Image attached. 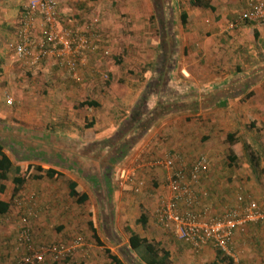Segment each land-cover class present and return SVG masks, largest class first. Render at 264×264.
Segmentation results:
<instances>
[{
	"label": "crops",
	"instance_id": "obj_1",
	"mask_svg": "<svg viewBox=\"0 0 264 264\" xmlns=\"http://www.w3.org/2000/svg\"><path fill=\"white\" fill-rule=\"evenodd\" d=\"M248 1L158 0L155 8L151 0H57L63 25L94 23L95 50L73 76L53 60L31 66L16 58L27 0H0V146L13 165L1 182L8 210L0 214V264L26 255L16 241L24 225L38 248L80 241L59 264H146L130 248L132 233L170 264H229L156 222L170 192L167 169L155 163L176 156L186 170L207 159L194 185L205 216H220L238 195L264 204L262 189L250 190L258 198L246 194L245 173L231 166L248 162L238 150L255 143L252 134L264 144V24L242 21ZM228 134L243 140L226 160L219 153ZM131 167L134 180L125 183L119 173ZM49 170L61 175L49 178ZM133 182L141 183L138 203L122 191L134 195ZM70 183L85 202L70 196ZM231 249L241 264H264L263 228L237 231Z\"/></svg>",
	"mask_w": 264,
	"mask_h": 264
},
{
	"label": "built area",
	"instance_id": "obj_2",
	"mask_svg": "<svg viewBox=\"0 0 264 264\" xmlns=\"http://www.w3.org/2000/svg\"><path fill=\"white\" fill-rule=\"evenodd\" d=\"M242 21L264 24V0L248 1ZM92 28L93 22L83 29L60 25L57 0H27L22 8L13 50L21 63L36 66L53 60L74 76L79 66L87 63V55L95 50ZM8 103H11L10 99ZM155 164L167 169L170 192L168 197L159 199L156 222L178 241L194 249L210 246L228 258L231 264H241L231 249L234 235L250 224H259L264 231V204L238 195L236 205L220 216H205L198 211L200 197L194 185L198 183L207 159L198 157L186 170L178 166L176 156L166 157ZM133 168H122L120 179L132 183L135 176ZM133 185L132 191L139 193L141 183L133 182ZM22 221L26 223V219ZM16 241L26 255L15 264H59L66 261L81 244L75 240L71 245L38 248L34 246L25 225L19 230Z\"/></svg>",
	"mask_w": 264,
	"mask_h": 264
},
{
	"label": "rangeland",
	"instance_id": "obj_3",
	"mask_svg": "<svg viewBox=\"0 0 264 264\" xmlns=\"http://www.w3.org/2000/svg\"><path fill=\"white\" fill-rule=\"evenodd\" d=\"M59 17L61 18L60 12H59ZM87 22H88V24L89 23H92L91 21H87ZM62 24L63 23H62V21L60 19V25H62ZM92 29H94V28H92ZM92 32H94V31L92 30ZM105 81H107V78H104V82ZM202 102L204 103V102H208V101L198 100V103L199 104L202 103ZM255 135L256 136H254V134H252V137H250V140L251 139L256 140L255 143L252 142L251 145H245V143H243L246 148H244L242 146L241 147L242 149L240 148L238 150V155L241 158H243L244 160H245V158H247V155L248 154L251 155V157H249V159L247 158L248 162L246 161V163L245 162H242L241 164H239L236 161H231V166H234V169L236 171L241 168L240 171H243L245 173L244 174L245 175V178H243L244 179V182L246 183V186L247 187L251 186L250 189H247L246 190V192H247L246 194H248V195H250L252 197H256V196L253 193H251V191H250L251 189H255L256 190V189L261 188L262 191L264 192V156L260 153V150L256 149V143L262 145V148L263 149H264V144L261 142V134L255 133ZM239 140L242 141L243 139L241 140L240 137L239 138L238 137L237 138L233 137V139H231V142H229L227 139L222 140V143L225 145L224 146L225 148H224L223 154L219 153L220 157H223L226 160H227L228 157H231V156H234L235 157L236 155H235V153L232 152L231 146H233L234 144L239 143L238 142ZM246 153H247V155H246ZM226 160L221 161V162H218L219 163V166L223 165V167H225L227 165L226 163H228V161H226ZM246 164L247 165L249 164V167L248 168L247 167H244V165H246ZM111 172L109 174H111ZM112 175L113 174H111V176ZM122 191L126 194V195H124V199L133 198V201L135 203H138L139 202V200L137 199L136 196L139 195L140 192L139 193H134V195H133L130 191L128 192V189L127 190H122ZM243 193H244V191H243ZM133 196H135V197H133ZM260 196H262V195H260ZM246 198H248V197H246ZM256 198H258V197H256ZM130 200H132V199H130ZM133 206H135V205L133 204ZM135 207H137V206H135ZM135 210H136V212H135L136 215H140L144 211V209L142 207H140V206L138 208H136ZM8 220H9V218L7 220L3 219V221L1 223L2 224L3 223L6 224L8 222ZM132 227H134V226H132ZM1 228H4V227H1ZM12 231H13V234H14L15 233V229H12ZM12 264H14V263H12Z\"/></svg>",
	"mask_w": 264,
	"mask_h": 264
},
{
	"label": "trees",
	"instance_id": "obj_4",
	"mask_svg": "<svg viewBox=\"0 0 264 264\" xmlns=\"http://www.w3.org/2000/svg\"><path fill=\"white\" fill-rule=\"evenodd\" d=\"M153 3V6L155 8H158L160 6L158 0H151ZM250 96V94L246 95ZM90 106L95 105L94 103L89 104ZM227 139L231 141L233 139L232 134L227 135ZM28 170V169H27ZM13 174V165L9 158L2 152V147L0 146V193L3 192L4 190V185L1 183L2 181H5L8 179V176ZM46 175L51 178L53 176L59 177L61 174H57L55 171H47ZM13 184L16 186H20L23 184L24 179H19L18 177H14L12 179ZM70 188V196L74 197L77 196V201L79 203L85 202L87 200V195L81 194L79 195L77 192V187L74 183H70L69 185ZM8 210V204L0 201V214H5ZM141 218H144V215H141ZM91 230L95 234V229L92 224H90ZM95 240L97 241L96 235H95ZM129 245L130 248L134 251V253L139 257L145 258V263L146 264H170L168 260V254L165 253L164 255L159 257V248L157 247L156 244L150 243L148 240L141 238L135 233H132L130 238H129ZM117 264H121L117 259H113ZM231 264V262L229 261Z\"/></svg>",
	"mask_w": 264,
	"mask_h": 264
}]
</instances>
